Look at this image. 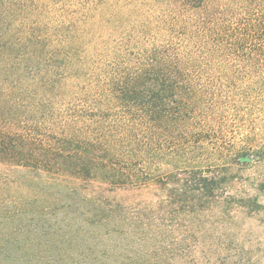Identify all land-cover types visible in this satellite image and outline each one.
I'll list each match as a JSON object with an SVG mask.
<instances>
[{"label":"trees","instance_id":"obj_1","mask_svg":"<svg viewBox=\"0 0 264 264\" xmlns=\"http://www.w3.org/2000/svg\"><path fill=\"white\" fill-rule=\"evenodd\" d=\"M212 118H264V0H0V264H166L264 150Z\"/></svg>","mask_w":264,"mask_h":264},{"label":"rangeland","instance_id":"obj_2","mask_svg":"<svg viewBox=\"0 0 264 264\" xmlns=\"http://www.w3.org/2000/svg\"><path fill=\"white\" fill-rule=\"evenodd\" d=\"M212 120L227 147L240 140L264 143V118ZM231 168V186L204 212L177 214V238L184 240L179 247L173 243L166 264H264V150Z\"/></svg>","mask_w":264,"mask_h":264}]
</instances>
